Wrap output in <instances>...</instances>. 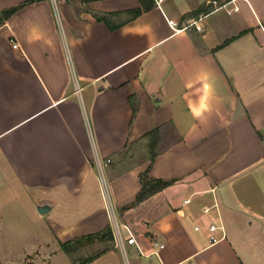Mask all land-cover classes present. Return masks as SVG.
<instances>
[{
    "label": "crops",
    "instance_id": "0c3cea01",
    "mask_svg": "<svg viewBox=\"0 0 264 264\" xmlns=\"http://www.w3.org/2000/svg\"><path fill=\"white\" fill-rule=\"evenodd\" d=\"M226 1L0 0V264H264V0Z\"/></svg>",
    "mask_w": 264,
    "mask_h": 264
},
{
    "label": "built area",
    "instance_id": "2783aa9c",
    "mask_svg": "<svg viewBox=\"0 0 264 264\" xmlns=\"http://www.w3.org/2000/svg\"><path fill=\"white\" fill-rule=\"evenodd\" d=\"M234 0H228L222 4H220L217 8H226L227 5H229ZM238 10V7L236 5H233L232 8L228 9L227 12L230 11H236ZM195 21L189 22L185 26L179 29H175V31H180L190 25H195ZM170 26L174 27V22L170 21ZM198 29L200 27L196 26ZM17 44H13V47H16ZM110 163V159H102V158H96L95 159V166L97 169V177L99 182V191L102 198V201L104 203V208L108 216L109 220V230L111 232L114 244L116 247L123 248V242L125 241L127 244H134L138 250L141 252V249L137 243V240L135 238L134 232L132 228L127 223H119L117 220V213L116 208L112 202L109 185L105 178L104 171L108 164ZM205 211H207L206 208H204ZM216 228L215 225H210L209 229L214 230Z\"/></svg>",
    "mask_w": 264,
    "mask_h": 264
},
{
    "label": "trees",
    "instance_id": "16d2710c",
    "mask_svg": "<svg viewBox=\"0 0 264 264\" xmlns=\"http://www.w3.org/2000/svg\"><path fill=\"white\" fill-rule=\"evenodd\" d=\"M66 1H69V0H66ZM80 1L86 3V2L91 1V0H80ZM16 8H17V7H12V8H10V9H6V10L2 11V12L0 13V21H2L3 19L7 18L10 14H12V13L16 10ZM105 234H110V235H111L110 230L108 229V230L105 232ZM94 238H95V236H93V235L83 236V237L77 238V239L74 240L72 243H74V244H79V245H81V244H86V243L92 241ZM68 244H69V243H67V244H62L61 247H62L64 250H67V249H68V248H67V245H68Z\"/></svg>",
    "mask_w": 264,
    "mask_h": 264
},
{
    "label": "rangeland",
    "instance_id": "374dc122",
    "mask_svg": "<svg viewBox=\"0 0 264 264\" xmlns=\"http://www.w3.org/2000/svg\"><path fill=\"white\" fill-rule=\"evenodd\" d=\"M67 57H68V56H67ZM68 61L70 62V59H69V58H68ZM47 216H49V215H47ZM78 245H79V244L69 243V244L67 245V248L70 249V250H72V249H74L75 247H77ZM11 248H12L11 252H13V253H18V252L20 251L21 244H18V245L14 246V247H11ZM50 264H57V261H52V263H50ZM69 264H76V263H74L73 261H70Z\"/></svg>",
    "mask_w": 264,
    "mask_h": 264
},
{
    "label": "water",
    "instance_id": "95a60500",
    "mask_svg": "<svg viewBox=\"0 0 264 264\" xmlns=\"http://www.w3.org/2000/svg\"><path fill=\"white\" fill-rule=\"evenodd\" d=\"M50 204L48 203H43V204H38L36 206V209L37 211L40 213V214H45L49 209H50Z\"/></svg>",
    "mask_w": 264,
    "mask_h": 264
}]
</instances>
